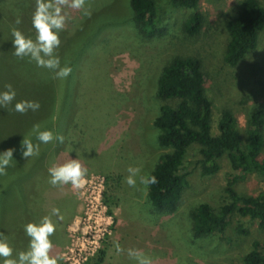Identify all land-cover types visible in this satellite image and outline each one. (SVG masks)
<instances>
[{"label":"rangeland","instance_id":"obj_1","mask_svg":"<svg viewBox=\"0 0 264 264\" xmlns=\"http://www.w3.org/2000/svg\"><path fill=\"white\" fill-rule=\"evenodd\" d=\"M157 1L165 22L160 25L162 36L150 39L136 34L130 22L129 0H86L87 16L84 9L63 6L67 19L55 54L61 66L72 71L61 79L40 67L34 77L50 79L51 84L58 82L60 94L70 97L69 116L66 123L63 119L59 123L68 145L55 164L76 158L87 175L80 188L51 185L41 202L32 197L27 205H20L21 212L17 206L13 213H0V239L13 248L9 259L28 247L24 225L45 215L56 223L50 255L61 258L58 264H135L128 249L143 251L153 264H242L252 241H264V229L238 215L232 217L223 234H193L190 212L194 206L201 202L213 208L221 205L227 179L237 174L227 156L220 161L218 173L200 177L193 169L195 150L190 151L185 163L189 184L172 214L155 211L147 199V185L140 178L149 176L159 156L167 152L158 147L152 122L159 107L157 79L172 59L192 56L202 61L205 91L213 104V133L223 108L235 113L243 140L248 114L255 109L264 112V30L255 51L236 67L223 61L228 41L225 22L238 12L243 0H200L198 11L204 20L200 32L192 37L181 31V23L191 10L172 9L168 0ZM259 1L264 5V0ZM5 7L15 11L20 18L14 21L19 20L20 29L35 39L32 14L36 0H0V10ZM77 46L75 55L67 56L68 50ZM10 73L11 67L0 72L6 77L0 78V91L6 90L5 85H13ZM21 84L30 85L26 77L15 78L14 85ZM13 89L16 97L7 105L9 112L12 117L27 118L13 106L17 101L31 100L25 95L28 89L24 93L15 86ZM263 158L264 144L258 159ZM129 167L139 168L133 186L126 182ZM234 188L240 194L255 195L264 190V177L247 175ZM94 197L97 202L90 208ZM54 208L59 209L58 214H53ZM32 210L39 211L38 220ZM117 245L123 251L117 252ZM101 251L104 255L99 261Z\"/></svg>","mask_w":264,"mask_h":264},{"label":"trees","instance_id":"obj_2","mask_svg":"<svg viewBox=\"0 0 264 264\" xmlns=\"http://www.w3.org/2000/svg\"><path fill=\"white\" fill-rule=\"evenodd\" d=\"M199 2L200 0L167 2L169 8L191 10L181 23V31L188 37L200 32L204 20L198 11ZM128 5L131 11L130 22L136 34L147 39L162 36L160 25L165 22L164 12L157 0H129ZM9 9L11 10H6L5 7L0 10V72L3 68L9 70L11 67L12 87L15 86L22 93L28 89L25 95L38 102L39 108L21 113L27 118H18L17 114L12 117L9 106L0 107V151L9 147L17 149L14 160L0 174L2 215L5 210L13 213L17 206L21 212L20 205L25 206L24 203L32 197H36L35 200L39 198V202L44 200V191L51 186L48 168L55 164L60 152L68 145L67 137H63V142L40 144L39 154L26 159L20 155V141L23 136L30 137L34 144L39 143L32 132L33 125L36 124L40 125L41 130H52L61 136L59 123L62 119L66 123L70 101L68 95H61L58 91V82L51 84L50 79L47 82L46 78L39 81L34 77L40 68L34 61L14 55L12 29H19L25 36L26 33L14 21L18 15L14 14L11 7ZM225 30L228 41L223 61L229 67H236L258 46L259 35L264 30V5L259 0H243L238 12L225 22ZM79 46L74 51L69 49L67 56L75 55ZM13 76L18 80L26 77L30 85H14ZM0 78L6 77L0 74ZM155 97L159 107L152 123L157 131L158 147L167 152L159 156L149 174L156 177V183L147 185V199L153 209L165 214L176 211L189 184L190 172L185 163L191 156L190 151L194 149L193 169L200 177L218 173L224 156L230 159V168L237 174L227 179L223 189L225 201L221 205L213 208L208 203L201 202L194 206L190 212L193 234L196 237L223 234L234 215L248 218L256 222L258 228L264 229V190L255 195H244L234 188V184L247 175L257 173L264 177V158L258 159L264 144V112L255 109L248 114L246 138L243 140L235 113L229 108H223L216 122V132L213 133V104L205 91L203 63L192 56L176 57L162 67ZM32 213L38 220L39 211L32 210ZM1 225L3 224H0V228ZM237 230L247 233L246 230ZM103 255L101 251L99 261ZM241 262L264 264V241H252L251 249L242 256Z\"/></svg>","mask_w":264,"mask_h":264},{"label":"clouds","instance_id":"obj_3","mask_svg":"<svg viewBox=\"0 0 264 264\" xmlns=\"http://www.w3.org/2000/svg\"><path fill=\"white\" fill-rule=\"evenodd\" d=\"M86 0H36L35 11L32 14V27L35 29V39L25 36L19 29L13 28L12 46L14 55L20 58L28 57L34 61L37 67L50 69L57 78H66L72 69L69 66H61L59 56L55 50L61 41L59 32L64 29L66 15L63 13V6L67 5L73 9H84V15H90L85 8ZM17 23H20L17 20ZM4 91H0V107L12 104L15 100L16 92L11 84L5 85ZM14 110L25 113L29 109L35 111L39 108V103L32 100H21L14 104ZM32 132L35 140L34 144L30 137H23L20 141V155L22 158H29L38 155L40 144H49L54 141L63 142V137L55 134L52 130H41L40 125H33ZM15 147H9L0 151V174H3L10 163L14 160ZM129 175L126 177L128 185L136 183V174L139 168L129 167ZM87 169L82 166L76 158H71L62 164H53L48 168L49 183L53 186L68 185L80 188L84 184ZM140 181L144 185L156 183L155 176H142ZM53 214H58L59 209L54 208ZM56 230V223L50 215L41 217L36 222H29L24 225V232L29 238L28 247L20 251L15 258L12 257L13 248L7 240L0 239V264H58L61 259L58 256L50 255L53 242L50 239ZM116 251L123 249L119 245ZM128 256L135 261V264H153L152 258L139 249H128Z\"/></svg>","mask_w":264,"mask_h":264},{"label":"built area","instance_id":"obj_4","mask_svg":"<svg viewBox=\"0 0 264 264\" xmlns=\"http://www.w3.org/2000/svg\"><path fill=\"white\" fill-rule=\"evenodd\" d=\"M96 202H97V201H96V198H95V197L93 198V200H90V203L88 202V203L90 204V208H92L93 205H94ZM96 208H97V206H95L94 209H96Z\"/></svg>","mask_w":264,"mask_h":264}]
</instances>
